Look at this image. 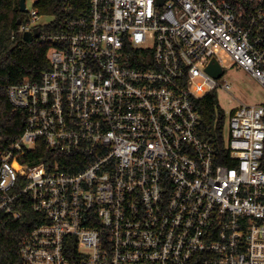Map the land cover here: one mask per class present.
<instances>
[{
    "label": "built area",
    "instance_id": "built-area-1",
    "mask_svg": "<svg viewBox=\"0 0 264 264\" xmlns=\"http://www.w3.org/2000/svg\"><path fill=\"white\" fill-rule=\"evenodd\" d=\"M30 1L49 68L8 85L0 148V212L35 214L19 264H264V102L225 112L227 163L195 106L236 65L264 87V0Z\"/></svg>",
    "mask_w": 264,
    "mask_h": 264
},
{
    "label": "trees",
    "instance_id": "trees-1",
    "mask_svg": "<svg viewBox=\"0 0 264 264\" xmlns=\"http://www.w3.org/2000/svg\"><path fill=\"white\" fill-rule=\"evenodd\" d=\"M41 14L56 11L52 0H43ZM24 12L19 9V0H0V148L8 147L22 133L26 114L14 107L8 100V85L28 76L38 79L41 73L49 68L47 42L37 39L26 41L19 32L17 20L23 18ZM216 90L209 92L196 101L199 113L198 135L208 140L215 150L217 162L227 163L226 120L227 114L220 107ZM34 150H27V160L39 161L46 157L49 150L41 145ZM22 216L13 219L0 212V264H19V246L23 236L34 225V212L29 205L21 207Z\"/></svg>",
    "mask_w": 264,
    "mask_h": 264
},
{
    "label": "rangeland",
    "instance_id": "rangeland-1",
    "mask_svg": "<svg viewBox=\"0 0 264 264\" xmlns=\"http://www.w3.org/2000/svg\"><path fill=\"white\" fill-rule=\"evenodd\" d=\"M31 8V1H26V9ZM45 19H40V22ZM220 80L228 81V91L219 90L217 99L220 107L227 113L233 106L264 102V87L253 78H249L240 66L224 70Z\"/></svg>",
    "mask_w": 264,
    "mask_h": 264
},
{
    "label": "water",
    "instance_id": "water-1",
    "mask_svg": "<svg viewBox=\"0 0 264 264\" xmlns=\"http://www.w3.org/2000/svg\"><path fill=\"white\" fill-rule=\"evenodd\" d=\"M19 9L22 12H25L27 10L25 7V4H24V0H19ZM20 22H21V19H18L17 24H20ZM37 35H38V29H35L33 33H29V32L24 33L23 38L26 41H32L33 37H35ZM206 70H207V72H209L214 77H219L221 72H222L220 66L216 62H211L207 66Z\"/></svg>",
    "mask_w": 264,
    "mask_h": 264
}]
</instances>
